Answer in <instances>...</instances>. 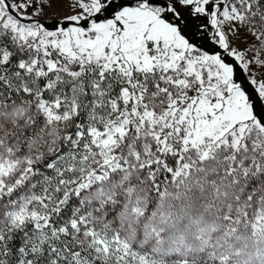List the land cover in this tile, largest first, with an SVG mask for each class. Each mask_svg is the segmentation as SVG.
<instances>
[{
  "label": "snow or ice",
  "instance_id": "obj_1",
  "mask_svg": "<svg viewBox=\"0 0 264 264\" xmlns=\"http://www.w3.org/2000/svg\"><path fill=\"white\" fill-rule=\"evenodd\" d=\"M0 264H264V0H0Z\"/></svg>",
  "mask_w": 264,
  "mask_h": 264
}]
</instances>
